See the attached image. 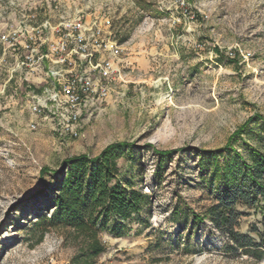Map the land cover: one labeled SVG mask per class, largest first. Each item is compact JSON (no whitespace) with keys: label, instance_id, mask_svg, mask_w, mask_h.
Returning <instances> with one entry per match:
<instances>
[{"label":"rangeland","instance_id":"obj_1","mask_svg":"<svg viewBox=\"0 0 264 264\" xmlns=\"http://www.w3.org/2000/svg\"><path fill=\"white\" fill-rule=\"evenodd\" d=\"M28 1L53 22L109 16L122 62L74 138L57 134L55 119L31 113L22 78L8 76L12 59L0 63V264H72L77 250L62 231L50 229L36 242V223L47 212L42 194L64 158L93 157L121 141L134 151L131 162L119 161L121 170L150 197L138 214L146 224L127 221L121 237L102 233L106 249L92 264H264L228 251L207 219L191 222L192 212L212 203L197 152L222 148L251 116L264 117V0H143L146 11L139 0H0V28ZM263 126L251 123L245 143ZM233 145L244 154L242 141ZM147 146L175 150L158 177ZM236 207L245 213L238 230L256 239L250 229H262L259 211Z\"/></svg>","mask_w":264,"mask_h":264},{"label":"trees","instance_id":"obj_2","mask_svg":"<svg viewBox=\"0 0 264 264\" xmlns=\"http://www.w3.org/2000/svg\"><path fill=\"white\" fill-rule=\"evenodd\" d=\"M139 2V8L146 11L147 4L143 0ZM259 121L264 123V117L253 115L231 134L222 148L197 152L201 185L212 203L201 214L192 212L191 222L207 219L226 238L228 251L262 261L264 126L253 136L252 143L246 144L242 139L249 125ZM237 141L244 143V154L234 148ZM147 149L156 154L154 176L158 177L162 163L171 158L175 150L159 151L151 146ZM133 154L132 144L121 141L106 145L93 157L78 154L64 158L53 172L58 176L55 185L42 194L48 200L47 212L39 215L36 223L41 231L36 242H40L50 229L62 231L77 250L72 264H92L106 249L100 240L102 233L121 237L128 230L127 221L146 224L138 214L150 203V197L139 188L134 189L132 177H126L119 166L121 159L131 162ZM45 172V168L41 170L42 175ZM238 205L259 211L262 229L257 225H251L250 229L256 239L238 230L239 220L245 215L237 209Z\"/></svg>","mask_w":264,"mask_h":264},{"label":"built area","instance_id":"obj_3","mask_svg":"<svg viewBox=\"0 0 264 264\" xmlns=\"http://www.w3.org/2000/svg\"><path fill=\"white\" fill-rule=\"evenodd\" d=\"M33 4L20 6L0 28V63L12 59L8 76L22 78L31 113L55 119L56 133L74 138L80 117L92 115L110 93L123 49L109 16L74 14L53 22Z\"/></svg>","mask_w":264,"mask_h":264}]
</instances>
